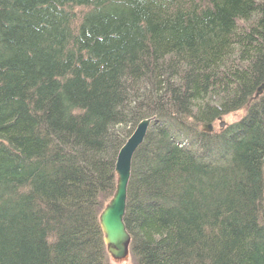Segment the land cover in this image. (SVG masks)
<instances>
[{
    "label": "trees",
    "instance_id": "trees-1",
    "mask_svg": "<svg viewBox=\"0 0 264 264\" xmlns=\"http://www.w3.org/2000/svg\"><path fill=\"white\" fill-rule=\"evenodd\" d=\"M262 84L264 0H0V264H111L97 214L146 118L138 264H264Z\"/></svg>",
    "mask_w": 264,
    "mask_h": 264
},
{
    "label": "water",
    "instance_id": "water-1",
    "mask_svg": "<svg viewBox=\"0 0 264 264\" xmlns=\"http://www.w3.org/2000/svg\"><path fill=\"white\" fill-rule=\"evenodd\" d=\"M264 84L259 88L255 96L263 91ZM221 119V118H220ZM154 119L146 118L141 120L131 136L121 147L115 166L117 175L116 189L113 193L112 200L100 216V223L105 235L108 253L114 260L125 259L130 252L131 236L127 231L119 230L124 224V213L127 201V190L131 178L132 161L138 148L143 144L149 127ZM224 126V122L221 123ZM209 130L212 125H207Z\"/></svg>",
    "mask_w": 264,
    "mask_h": 264
},
{
    "label": "rangeland",
    "instance_id": "rangeland-1",
    "mask_svg": "<svg viewBox=\"0 0 264 264\" xmlns=\"http://www.w3.org/2000/svg\"><path fill=\"white\" fill-rule=\"evenodd\" d=\"M246 109H242V110H239V111H236V112H233V113H228L227 115H224L214 121H212L209 125H212V133H218L220 131V129L226 127V125L232 123V122H235L240 116L243 115L244 111ZM224 122V126L221 127V123ZM109 262L111 264H138L137 260L135 257H133L131 254L124 260H121V261H116L112 258L109 257Z\"/></svg>",
    "mask_w": 264,
    "mask_h": 264
},
{
    "label": "bare ground",
    "instance_id": "bare-ground-1",
    "mask_svg": "<svg viewBox=\"0 0 264 264\" xmlns=\"http://www.w3.org/2000/svg\"><path fill=\"white\" fill-rule=\"evenodd\" d=\"M87 19V18H86ZM86 19H85V21H86ZM72 29V28H71ZM221 127H223V126H221ZM208 129V128H207ZM209 130V129H208ZM209 131H212V130H209ZM193 146H195V144H193ZM190 143H188L187 144V148L191 151V152H194L193 150H194V147H193ZM193 155H195V153H193ZM200 157V159H202V160H204L206 157H207V154L205 153V154H203L202 156H199ZM112 197H113V195L109 198V199H107L106 201H104V202H102V206H101V209L100 210H98L99 211V213L97 214L98 215V219H99V225H100V228H101V230H102V226H101V223H100V216H101V214L104 212V210L107 208V206H108V204H109V202L112 200ZM127 197H128V190H127ZM127 201H126V207H125V213H124V224H123V227L119 230L120 232H124V230L125 231H127L128 233H129V231H128V227H127V224H126V222H125V216H126V214H127ZM102 233H103V235H104V232H103V230H102ZM129 235H130V233H129ZM131 236V235H130ZM103 238V241H101V240H99V242H101V244H103L104 246H105V251L107 252V255L110 257V258H112V259H114L109 253H108V249H107V243H106V239H105V235H104V237H102ZM117 262L118 261H121V260H116Z\"/></svg>",
    "mask_w": 264,
    "mask_h": 264
}]
</instances>
